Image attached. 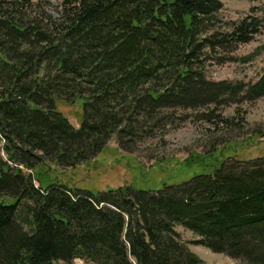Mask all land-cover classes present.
I'll use <instances>...</instances> for the list:
<instances>
[{
	"label": "trees",
	"instance_id": "obj_1",
	"mask_svg": "<svg viewBox=\"0 0 264 264\" xmlns=\"http://www.w3.org/2000/svg\"><path fill=\"white\" fill-rule=\"evenodd\" d=\"M222 8L223 0H0V264H207L190 243L264 264V156H228L156 190L95 194L39 175L42 165L95 158L113 137L130 153L165 143L187 110L217 124L231 120L221 108L264 98V72L254 82L206 74L210 58L264 27V10L226 25ZM58 100L82 101L79 127ZM177 225L197 239L184 241Z\"/></svg>",
	"mask_w": 264,
	"mask_h": 264
},
{
	"label": "rangeland",
	"instance_id": "obj_2",
	"mask_svg": "<svg viewBox=\"0 0 264 264\" xmlns=\"http://www.w3.org/2000/svg\"><path fill=\"white\" fill-rule=\"evenodd\" d=\"M263 10L264 0H223L219 18L228 25L250 13L262 14ZM262 47L264 27L251 42L239 45L235 52H219L214 59L210 58L206 64L208 78L256 81L264 72ZM57 106L75 127L80 126L83 115L81 100L74 103L58 100ZM203 111L187 110L190 119L170 130L165 143L158 146L130 153L122 150L113 137L95 158L68 168L53 163L42 165L39 175L44 180H58L95 194L126 184L156 190L164 184H177L195 174L209 172L228 156L245 160L264 156V98L217 111L231 118L228 122L199 121ZM176 229L184 241L197 239L182 225H177ZM190 248L207 264H238L228 255L205 246L190 243ZM73 263L94 264L82 258L75 259Z\"/></svg>",
	"mask_w": 264,
	"mask_h": 264
}]
</instances>
